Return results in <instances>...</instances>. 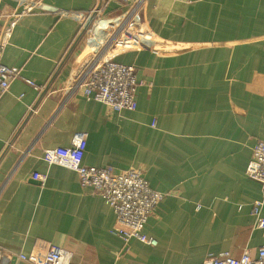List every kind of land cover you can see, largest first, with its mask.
<instances>
[{
	"label": "crops",
	"instance_id": "0c3cea01",
	"mask_svg": "<svg viewBox=\"0 0 264 264\" xmlns=\"http://www.w3.org/2000/svg\"><path fill=\"white\" fill-rule=\"evenodd\" d=\"M131 9L39 0L13 16L18 0H0V33L13 22L0 61L20 72L0 95V264H35L52 246L69 264H191L264 244L250 212L264 191L245 173L264 139V0ZM99 56L135 67L134 110L71 91ZM57 147L80 148L83 165L141 170L163 193L143 229L156 244L113 233L103 198L44 159Z\"/></svg>",
	"mask_w": 264,
	"mask_h": 264
},
{
	"label": "built area",
	"instance_id": "2783aa9c",
	"mask_svg": "<svg viewBox=\"0 0 264 264\" xmlns=\"http://www.w3.org/2000/svg\"><path fill=\"white\" fill-rule=\"evenodd\" d=\"M114 1L132 5L131 14L142 2V0ZM38 2L39 0H18V11L13 16L32 12ZM97 10L98 8H92L89 15ZM12 24L13 22L0 33V52L6 43V36ZM19 76L17 67L5 66L0 61V95L8 90L11 80ZM140 84L143 82L137 80L134 66L99 56L83 70L71 91H79L85 98L101 102L113 111L134 110L136 89ZM82 156L83 151L80 148L57 147L44 152L46 161L64 162L73 168L78 174L80 184L91 187L113 209L116 224L111 231L123 242L135 238L148 245H155L156 240L148 237L143 229L148 216L152 214L163 193L152 189L139 169L130 168L122 172H114L110 167L83 165ZM245 173L250 179L257 181L264 191V139L259 140L254 146ZM32 177L39 181L45 178L41 174H33ZM263 205L264 196L254 200L251 205L250 212L255 217L256 228H264V216L261 213ZM17 257L26 260L23 253H19ZM70 259L71 254L68 251L52 246L35 264H69ZM191 264H264V244L259 246L255 257L251 256L249 249H245L237 257L221 253Z\"/></svg>",
	"mask_w": 264,
	"mask_h": 264
}]
</instances>
